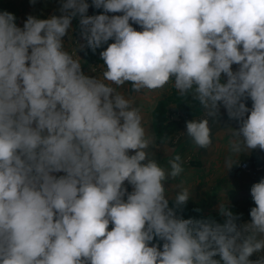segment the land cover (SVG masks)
Returning a JSON list of instances; mask_svg holds the SVG:
<instances>
[{
  "label": "clouds",
  "instance_id": "1",
  "mask_svg": "<svg viewBox=\"0 0 264 264\" xmlns=\"http://www.w3.org/2000/svg\"><path fill=\"white\" fill-rule=\"evenodd\" d=\"M57 11L22 27L0 12V264H264V178L249 220L224 204L219 222L183 218L189 191L170 201L164 187L181 157L157 162L117 91L171 80L205 112L181 132L197 148L212 125L231 131L228 173L264 152V0H58ZM77 18L78 48L103 49V79L65 50Z\"/></svg>",
  "mask_w": 264,
  "mask_h": 264
},
{
  "label": "crops",
  "instance_id": "2",
  "mask_svg": "<svg viewBox=\"0 0 264 264\" xmlns=\"http://www.w3.org/2000/svg\"><path fill=\"white\" fill-rule=\"evenodd\" d=\"M87 2L91 5L92 0H87ZM3 6L6 5L4 4ZM94 10L93 7H90L88 15H97L103 11L102 9ZM49 13H51V9L48 10L47 17L57 15ZM77 27L78 18L73 20L70 31H74L75 28L78 31L79 28L77 29ZM73 35L76 40L81 39L80 32ZM63 39L65 43H68L70 35ZM80 59L82 70L85 73L88 72L87 66H90L91 62L87 64L84 61L83 53ZM236 67V65H233L234 70ZM104 71L105 66L100 62L96 66L97 73L94 76L103 79ZM118 88L119 90L117 91L124 94L126 98L131 97L134 101V106L140 110L146 132L154 139V144L149 147L148 151L153 154L157 162L165 169L170 170L168 161L175 155L181 157L183 172L175 179L166 181L164 187L166 189V196L170 201L174 199L176 193L183 189L189 191L190 200L186 206H190L196 214L192 211L188 216L183 217H189L190 215L197 216V214L198 216H200L199 214L204 216L205 212L206 218H211L219 215L220 204L227 206L243 200H249L254 203L250 189L254 183L264 178V152L256 149L250 154L247 152L241 154L250 163L251 170L247 174H242L241 167H235L228 173L224 167V161L229 154V141L233 139L231 131L222 128V124L218 126L212 125L211 146L207 149L197 148L191 138L183 135L181 132H186V121L191 120L185 118V115L189 114L188 111L191 114L193 111L195 115H201L203 109L200 107L198 101H194L190 95L180 96L178 91L173 87L171 80L163 88L157 90L143 89L140 92H135L131 90L130 82H126L125 85ZM180 104H183L184 108ZM248 107H251L250 100L248 101ZM172 112H174V117L176 115L182 116L181 122L183 127L171 135L164 137L157 128L158 123H156V119L158 116L162 117V119H166L164 123L167 124L172 119ZM221 120L227 121V115L223 108H221ZM232 126L236 127L234 122ZM57 175H62V173ZM186 206L185 208H187ZM196 209H200V211H196ZM110 229L111 225L109 226Z\"/></svg>",
  "mask_w": 264,
  "mask_h": 264
},
{
  "label": "rangeland",
  "instance_id": "3",
  "mask_svg": "<svg viewBox=\"0 0 264 264\" xmlns=\"http://www.w3.org/2000/svg\"><path fill=\"white\" fill-rule=\"evenodd\" d=\"M4 4L6 6H3ZM35 6H36V8H35ZM35 6H32L30 4L29 0H0V12L6 10L8 12L14 13L17 17V24L19 23V21L21 23V24L20 23L18 24V26H20V27L23 26V21L26 19L28 14L40 16L41 18H47L48 10L51 9V13H55L57 15H60V13L57 11L58 0H37V3L35 4ZM51 13H49V14H51ZM133 27L136 28V30H138V31L141 30L138 25L133 24ZM77 29H78V27H77ZM78 32H79V29L77 31L76 28L74 31H72V30L70 31V34H69L70 39H69L68 43H65V44H67V45H65V50L68 51L73 56L74 59H80V57L82 56V53H83V56L85 58L84 61L87 64H89L91 62L90 63L91 65L87 66L88 72H86V73L94 76L97 73L96 72L97 64H99L100 62L103 63L102 60L100 59V56H99L100 51H102L103 49L102 48L97 49L95 53H93L92 50L87 48V47H85L83 49V51L80 50L78 48V44H83L85 42L82 39H77V40L75 39L73 34L76 35ZM111 42H113V41H109V43H111ZM105 47H106V45H105ZM95 59H98V60H95ZM80 61H81V59H80ZM117 90H119V88H117ZM167 101H169V100H167ZM167 104H168V102H167ZM181 107L184 108V105L182 104ZM189 110H191V109H189ZM172 113H170V114H172V116H171L172 119L170 122L180 123L181 126L183 127V124L181 122L182 116L176 115V117H174V112H172ZM188 113L189 114L185 115L186 119H201V118L205 117L204 110L201 113V115H195V113L193 111H192V114L189 111H188ZM165 120L166 119H161V117H159V116L157 117L156 123L159 122V128L161 127V125L164 123ZM157 128H158V126H157ZM239 160L242 162L241 166H239V167H241L240 169L243 172L242 174H247L248 171L251 170L250 163L247 161L248 159H246V157L244 155H241ZM245 163L248 165L247 169L242 168L243 164H245ZM126 186L128 187L129 191L132 190L131 186L127 185V183H126ZM227 206H229L232 209V211H234L235 213L242 214L243 219L249 220L250 219L249 210L251 207H253L255 205H254V203H252V201L243 200V201L238 202L236 204H230ZM186 207L187 208H184L182 213H181L182 216H188L193 211L190 208V206H186ZM186 209H189V210H186ZM199 215H200L199 217L195 216L193 218H197V219L206 218L205 212H204V216L201 214H199ZM183 218H186V217H183ZM189 218H191V217H189ZM256 258L257 257L255 255L253 257H251V259H256Z\"/></svg>",
  "mask_w": 264,
  "mask_h": 264
},
{
  "label": "trees",
  "instance_id": "4",
  "mask_svg": "<svg viewBox=\"0 0 264 264\" xmlns=\"http://www.w3.org/2000/svg\"><path fill=\"white\" fill-rule=\"evenodd\" d=\"M162 119V117H161ZM182 128L181 124L180 123H174V122H169L167 124L163 123L161 125V127L159 128V122H158V129H159V132L164 136V137H167L169 135H171L172 133H174L175 131H178ZM195 213V212H194ZM196 214V213H195ZM196 216V215H195ZM195 216H192L190 215L189 217L193 218ZM198 216V214H197ZM189 217H186V218H189ZM199 217V216H198ZM209 218V217H208ZM212 219H215L219 222V220L221 219L220 215H215L213 217H211Z\"/></svg>",
  "mask_w": 264,
  "mask_h": 264
},
{
  "label": "built area",
  "instance_id": "5",
  "mask_svg": "<svg viewBox=\"0 0 264 264\" xmlns=\"http://www.w3.org/2000/svg\"><path fill=\"white\" fill-rule=\"evenodd\" d=\"M242 168L247 169L248 168V165L245 163V164H243V167Z\"/></svg>",
  "mask_w": 264,
  "mask_h": 264
}]
</instances>
